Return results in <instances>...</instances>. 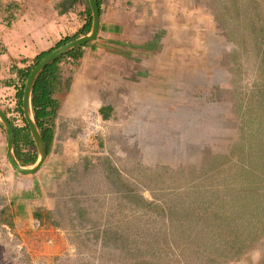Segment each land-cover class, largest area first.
Returning a JSON list of instances; mask_svg holds the SVG:
<instances>
[{"label":"rangeland","instance_id":"rangeland-1","mask_svg":"<svg viewBox=\"0 0 264 264\" xmlns=\"http://www.w3.org/2000/svg\"><path fill=\"white\" fill-rule=\"evenodd\" d=\"M203 4L205 17L190 12L189 38L179 39L190 65L174 71L190 81L157 97L151 127L131 124L148 131L140 141L119 129V111L97 154L78 144L75 180L53 209L34 208L55 226L35 217L41 233L20 243L1 227L0 264H235L264 249V0ZM5 94L12 104L14 87Z\"/></svg>","mask_w":264,"mask_h":264},{"label":"crops","instance_id":"crops-1","mask_svg":"<svg viewBox=\"0 0 264 264\" xmlns=\"http://www.w3.org/2000/svg\"><path fill=\"white\" fill-rule=\"evenodd\" d=\"M87 1L0 0V82L6 89L11 86L5 81L17 77L12 72L13 66L25 67V61L29 63L61 39L81 30L87 20ZM199 2L102 0L96 39L81 48V56L68 57L60 63L62 84L54 93L59 107L53 118V145L35 174H21L11 167L6 137L0 126V228L8 230L1 229L5 238L13 240L10 237L16 234L19 243L24 241L33 232L36 213L44 210L39 207L34 212V208L46 200L47 209H53L50 201L59 199L63 184L75 180L81 161L77 136L88 111L99 105L100 112L109 114L107 121L115 119L116 112H123L119 129L127 136L134 134L140 141L148 131H140V127L134 131L131 124L140 122L141 127L153 124L157 97L168 95L175 79L183 84L190 81L186 72L182 70L180 74L174 70L177 65H190L189 56L182 52L188 51L184 47L186 39H179L189 38L186 34L190 29L187 19L190 12L199 13L202 9L204 16L205 5L200 7ZM71 61L78 64V70L69 78L64 74L65 66ZM3 89L0 84V106L9 113L12 104L7 103L8 96ZM148 127L151 126L145 128ZM35 188L38 191L33 193ZM42 215L43 219H38L44 226L46 214ZM47 222L49 227L55 226ZM18 228L21 231L13 233ZM235 264H264V249L259 248Z\"/></svg>","mask_w":264,"mask_h":264},{"label":"trees","instance_id":"trees-1","mask_svg":"<svg viewBox=\"0 0 264 264\" xmlns=\"http://www.w3.org/2000/svg\"><path fill=\"white\" fill-rule=\"evenodd\" d=\"M97 2L100 7L102 0H97ZM87 3H88V8L86 11L87 20L83 25V27L81 28V30H79L72 37H66L61 39L55 44L54 47L41 52L29 63L25 61V63L27 64L25 67H20L17 65L13 66L12 72L15 71L17 77L5 81L6 85L12 86L15 89L14 101L12 103V106L9 108L8 114L11 122L14 125V130H15V153L22 165L34 164L38 158L37 146L30 132V128L24 116V110H23V96H24L26 81L33 68L39 63L41 59H43L45 56H47L49 53H51L58 47L80 36L86 35L91 31L93 25V14L89 1H87ZM85 45L86 44H84L83 46ZM83 46L78 47L77 49H73L63 54L62 56L52 61L51 63H49L41 71L33 87V91H32L33 112L36 123L45 141L48 154L51 151L54 134H55V124L53 122V118L57 116V110L59 107V101L54 97V93L61 88V84H62L60 63L65 58L81 56L82 53L80 50ZM68 81L69 79L67 80V82ZM101 114L105 119L109 117V114L104 110L101 111ZM18 118L22 119L23 124L21 125L16 124ZM0 126L3 128V124L1 122H0ZM24 149H27V151H25ZM88 162L90 161L89 160L87 161V165ZM50 216H51V212L48 211L46 214V219L48 221H51ZM36 217L39 219H43L42 213H36ZM52 223L55 224L56 221L52 220ZM232 246H235V242L232 244ZM242 249H240L237 252L238 257L243 254L241 253L243 252Z\"/></svg>","mask_w":264,"mask_h":264},{"label":"water","instance_id":"water-1","mask_svg":"<svg viewBox=\"0 0 264 264\" xmlns=\"http://www.w3.org/2000/svg\"><path fill=\"white\" fill-rule=\"evenodd\" d=\"M88 1L90 3V7L92 9V14H93V25L91 31L86 35L80 36L58 47L57 49L49 53L47 56H45L43 59H41L39 63L33 68L26 81L24 96H23L24 116L29 125L30 132L32 134V137L35 141L38 150V159L33 164V166L25 167L19 163L15 153V130L13 123L11 122L5 110H3L0 107V122L3 124L5 128L8 138V159L12 168L21 174H35L43 166L48 155L47 147L45 145V141L40 132V129L36 123L33 107H32V91L37 77L49 63L56 60L63 54L75 48L81 47L87 42L96 39L97 34L99 32V27H100L99 4L97 0H88Z\"/></svg>","mask_w":264,"mask_h":264},{"label":"built area","instance_id":"built-area-1","mask_svg":"<svg viewBox=\"0 0 264 264\" xmlns=\"http://www.w3.org/2000/svg\"><path fill=\"white\" fill-rule=\"evenodd\" d=\"M107 122L102 114L95 110L85 115L84 124L77 136L78 144L82 147V152L92 155L98 153L102 143L100 138L105 134L104 130Z\"/></svg>","mask_w":264,"mask_h":264},{"label":"clouds","instance_id":"clouds-1","mask_svg":"<svg viewBox=\"0 0 264 264\" xmlns=\"http://www.w3.org/2000/svg\"><path fill=\"white\" fill-rule=\"evenodd\" d=\"M1 107V106H0ZM2 108V107H1ZM3 109V108H2ZM4 110V109H3ZM6 112V111H5ZM7 113V112H6ZM7 115L9 116V114L7 113Z\"/></svg>","mask_w":264,"mask_h":264},{"label":"flooded vegetation","instance_id":"flooded-vegetation-1","mask_svg":"<svg viewBox=\"0 0 264 264\" xmlns=\"http://www.w3.org/2000/svg\"><path fill=\"white\" fill-rule=\"evenodd\" d=\"M14 126V125H13ZM3 128H4V126H3ZM7 157H8V154H7Z\"/></svg>","mask_w":264,"mask_h":264}]
</instances>
